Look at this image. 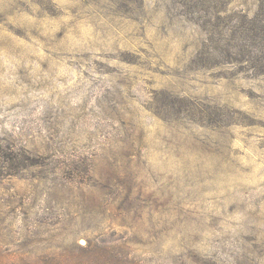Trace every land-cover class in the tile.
Returning <instances> with one entry per match:
<instances>
[{"label":"rangeland","instance_id":"1","mask_svg":"<svg viewBox=\"0 0 264 264\" xmlns=\"http://www.w3.org/2000/svg\"><path fill=\"white\" fill-rule=\"evenodd\" d=\"M3 155L0 264H264V0H0Z\"/></svg>","mask_w":264,"mask_h":264},{"label":"trees","instance_id":"2","mask_svg":"<svg viewBox=\"0 0 264 264\" xmlns=\"http://www.w3.org/2000/svg\"><path fill=\"white\" fill-rule=\"evenodd\" d=\"M4 157H8L7 159H9V156H7V155H3L2 158H4ZM2 158H0V169L2 168L3 164L6 163L5 160H7L5 158L2 160Z\"/></svg>","mask_w":264,"mask_h":264}]
</instances>
